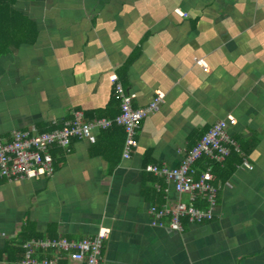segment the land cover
Instances as JSON below:
<instances>
[{
	"label": "crops",
	"instance_id": "obj_1",
	"mask_svg": "<svg viewBox=\"0 0 264 264\" xmlns=\"http://www.w3.org/2000/svg\"><path fill=\"white\" fill-rule=\"evenodd\" d=\"M14 7L36 33L0 53L1 137L59 126L76 112L114 117L112 74L136 93L135 107L159 90L165 96L140 123L128 158L121 129H95V142L74 138L53 149L52 176L0 179V249L20 239L25 224L70 239L104 226L100 264H264V0H15ZM99 20L114 21L119 39ZM229 113L237 118L229 132L253 168L241 163L225 180L214 175L212 220L184 219L181 231L153 225V202L189 196L146 165H179Z\"/></svg>",
	"mask_w": 264,
	"mask_h": 264
},
{
	"label": "built area",
	"instance_id": "obj_2",
	"mask_svg": "<svg viewBox=\"0 0 264 264\" xmlns=\"http://www.w3.org/2000/svg\"><path fill=\"white\" fill-rule=\"evenodd\" d=\"M181 16L186 12L175 9ZM196 62L205 70L208 63L204 58ZM116 92L121 98L120 112L114 117H97L84 119L81 112H76L70 120L52 130L38 131L36 128L12 131L9 138L0 136V179L23 180L52 176L56 170L54 148H69L72 139L85 138L91 142L97 140L95 129L106 130L114 125L122 126L126 133L123 154L129 157L138 146V128L149 113L159 109L164 100V92L159 90L152 101L145 107H135L136 93L127 91L117 74L110 75ZM237 123L234 114L229 113L217 120L188 149L175 167L160 166L155 163L146 165V170L172 181L179 193L189 196L188 202L181 199L174 203L152 204L149 208L153 216L152 224L183 230V220L189 222L210 221L214 218L218 188L214 185V173L208 166L199 172L195 163L203 156L223 164L234 149L240 151L239 142L232 137L229 127ZM253 168L246 158L243 162ZM198 199L206 200L207 206L196 204ZM110 228L101 227L93 236L70 239L65 236L50 237L48 235L32 237L20 241L24 253L18 264H100L105 240L109 237ZM0 264H11L6 259Z\"/></svg>",
	"mask_w": 264,
	"mask_h": 264
},
{
	"label": "trees",
	"instance_id": "obj_3",
	"mask_svg": "<svg viewBox=\"0 0 264 264\" xmlns=\"http://www.w3.org/2000/svg\"><path fill=\"white\" fill-rule=\"evenodd\" d=\"M14 4L15 0H0V53L8 51V46L12 43V40L16 45L21 44L24 41H28V38H32L36 33L35 24H33L30 18L27 17L23 12L16 9L14 7ZM11 37L12 39L9 40ZM113 102L119 105V111H117L118 114L120 112L121 98L116 91ZM97 117L102 116H95L94 118ZM54 127H56V125L48 127L47 129L42 131L52 130ZM111 128L121 129L124 133V138L126 139V133L122 126L114 125ZM107 130L108 129H106L105 131ZM194 145L195 144H192L188 149L192 148ZM241 151V145L240 151H236L233 149L223 164L212 161L207 156H203L195 163V167L199 172H201L205 170L208 166H211L214 175L216 174V178L218 177L220 180H225L235 171L238 165L243 162L245 156L242 154ZM163 203L164 202L162 199L157 202H153L152 204L161 205ZM196 204H198L200 207L207 206L206 200L203 199H198ZM40 236V233L36 232L34 229H32L30 225L27 224L23 225L20 231L18 232V237H20V241ZM23 253L24 249L22 248L21 243H18L17 240H8L6 244L0 249V260L6 259L11 264H18V261L22 258ZM61 263L67 264V260H62Z\"/></svg>",
	"mask_w": 264,
	"mask_h": 264
},
{
	"label": "clouds",
	"instance_id": "obj_4",
	"mask_svg": "<svg viewBox=\"0 0 264 264\" xmlns=\"http://www.w3.org/2000/svg\"><path fill=\"white\" fill-rule=\"evenodd\" d=\"M238 6L243 8L244 5H243V3H239ZM131 7H132V5L125 4V10H130ZM111 24H114V21L113 22H105L103 20H99L98 23H97V27L107 26V27H109V30L111 32ZM111 34H112V39L113 40H118L119 39V33L118 32H111ZM177 107H178V104H177ZM258 154L259 153H257V155Z\"/></svg>",
	"mask_w": 264,
	"mask_h": 264
}]
</instances>
